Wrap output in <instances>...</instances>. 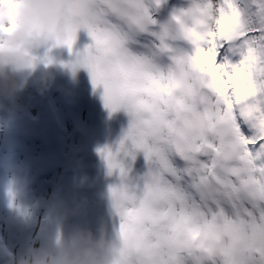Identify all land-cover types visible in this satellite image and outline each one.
<instances>
[{"label": "snow or ice", "instance_id": "snow-or-ice-1", "mask_svg": "<svg viewBox=\"0 0 264 264\" xmlns=\"http://www.w3.org/2000/svg\"><path fill=\"white\" fill-rule=\"evenodd\" d=\"M93 4L91 43L61 63L129 116L98 149L117 264H264V0ZM13 23L0 9V36Z\"/></svg>", "mask_w": 264, "mask_h": 264}, {"label": "clouds", "instance_id": "clouds-1", "mask_svg": "<svg viewBox=\"0 0 264 264\" xmlns=\"http://www.w3.org/2000/svg\"><path fill=\"white\" fill-rule=\"evenodd\" d=\"M0 9L12 12L11 30L0 40V108L18 103L26 89L35 88L43 94L55 83L54 65L37 61L41 49L51 50L65 46L73 34L88 30L93 24V0H6ZM7 24L8 21L5 20ZM63 67L75 82L79 68ZM86 196H59L48 208L50 234L39 246L34 243L10 255L6 264H117L119 245L109 234L104 223L95 230L86 226L64 227L71 215L79 214Z\"/></svg>", "mask_w": 264, "mask_h": 264}, {"label": "rangeland", "instance_id": "rangeland-1", "mask_svg": "<svg viewBox=\"0 0 264 264\" xmlns=\"http://www.w3.org/2000/svg\"><path fill=\"white\" fill-rule=\"evenodd\" d=\"M35 97H36V90H35V88H32V87H29L28 89H26V91H25V93H24V95H23V97L21 98V100L22 101H29V103H31V102H34V99H35ZM85 97V95H82V97L80 98V99H82V98H84ZM80 99H78L79 101H80ZM78 102V101H77ZM80 103H82V104H84L85 105V103H86V101L84 100H82ZM84 110H85V107H82ZM16 125H18V124H20V122H17V123H15ZM30 128L32 129V128H34V126H33V124H30ZM6 147V145L5 144H0V157H2V156H5V155H7V154H9L8 152H6V150L4 149ZM11 166H9L8 167V169L10 168ZM16 172H17V170H14L13 171V173L11 174V175H7V178L8 179H10V178H15V176H16ZM3 203H0V210L2 209V207H5V205L3 204ZM77 224V223H76ZM0 226L5 230L6 228L8 229V230H10V228H8L7 226H6V223H5V212L3 211V212H0ZM75 226H77V225H75ZM3 230V231H4Z\"/></svg>", "mask_w": 264, "mask_h": 264}, {"label": "bare ground", "instance_id": "bare-ground-1", "mask_svg": "<svg viewBox=\"0 0 264 264\" xmlns=\"http://www.w3.org/2000/svg\"><path fill=\"white\" fill-rule=\"evenodd\" d=\"M89 76H90V73H89L88 69L86 68L84 77L81 78V79H79L78 84H77V87H76V95L78 94L77 95V101H78V99H80L82 97V95H86L87 94L86 84H87V80L89 79ZM109 214L111 215V218H112V230H109V234L115 237V228H114V220H115V217H114V213L109 212ZM68 225L69 224H67V226ZM73 227H75V226H73V225L70 224V230Z\"/></svg>", "mask_w": 264, "mask_h": 264}]
</instances>
